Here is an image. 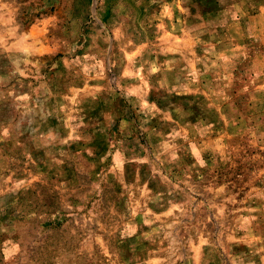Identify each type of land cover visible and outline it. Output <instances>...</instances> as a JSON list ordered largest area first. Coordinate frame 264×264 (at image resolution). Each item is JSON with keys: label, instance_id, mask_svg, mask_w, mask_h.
<instances>
[{"label": "rangeland", "instance_id": "1", "mask_svg": "<svg viewBox=\"0 0 264 264\" xmlns=\"http://www.w3.org/2000/svg\"><path fill=\"white\" fill-rule=\"evenodd\" d=\"M0 264H264V0H0Z\"/></svg>", "mask_w": 264, "mask_h": 264}]
</instances>
